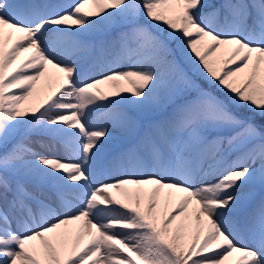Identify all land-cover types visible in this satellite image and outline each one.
<instances>
[{"label":"snow or ice","instance_id":"1","mask_svg":"<svg viewBox=\"0 0 264 264\" xmlns=\"http://www.w3.org/2000/svg\"><path fill=\"white\" fill-rule=\"evenodd\" d=\"M0 264H264V0H0Z\"/></svg>","mask_w":264,"mask_h":264},{"label":"rangeland","instance_id":"2","mask_svg":"<svg viewBox=\"0 0 264 264\" xmlns=\"http://www.w3.org/2000/svg\"><path fill=\"white\" fill-rule=\"evenodd\" d=\"M86 9L91 10V9H92V6H91V5H86ZM53 70H54V72H56L55 69H53ZM108 86H109V85H101V88H103V89H104V88L107 89ZM37 89L39 90L38 87H37ZM103 111H106V109L103 110ZM98 118H100L101 120H96V119H98ZM93 123H94V124H102V123H103L101 113L98 112V113L96 114V116L93 118ZM173 203H175V200H173Z\"/></svg>","mask_w":264,"mask_h":264},{"label":"bare ground","instance_id":"3","mask_svg":"<svg viewBox=\"0 0 264 264\" xmlns=\"http://www.w3.org/2000/svg\"><path fill=\"white\" fill-rule=\"evenodd\" d=\"M87 10H88V9H87ZM49 71H50V74H52L53 76L55 75V72H54V70H53V69H51V68H50V70H49ZM40 86H41L40 84H38V85H37V87H38V88H40ZM102 89H103V88H102ZM109 89H110V86H108V88H107V89H105V88H104V90H105V91H108ZM96 120H101V119H100V118H98V119H96Z\"/></svg>","mask_w":264,"mask_h":264}]
</instances>
